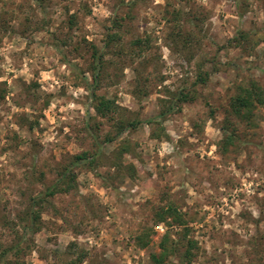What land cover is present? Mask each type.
Wrapping results in <instances>:
<instances>
[{
  "label": "rangeland",
  "instance_id": "rangeland-1",
  "mask_svg": "<svg viewBox=\"0 0 264 264\" xmlns=\"http://www.w3.org/2000/svg\"><path fill=\"white\" fill-rule=\"evenodd\" d=\"M122 1L0 0V254L17 233L21 250L9 258L20 264H152L166 231L184 233L153 221L173 204L197 247L189 262L169 260L264 264V106L252 126L235 119L242 144L220 146L236 84L264 85V0H140L130 12ZM127 13L96 90L118 105L106 118L90 107V43L101 47L115 30L110 18ZM239 30L253 36L247 51L228 45ZM136 37L149 44L140 54ZM198 64L208 76L195 84ZM184 89L194 99L158 118L162 100ZM119 119L137 125L104 142ZM122 144L131 175L113 167ZM97 147L94 167L74 168L77 191L49 197L40 229L25 230L19 216L41 183ZM150 228L149 243L137 245Z\"/></svg>",
  "mask_w": 264,
  "mask_h": 264
},
{
  "label": "trees",
  "instance_id": "trees-1",
  "mask_svg": "<svg viewBox=\"0 0 264 264\" xmlns=\"http://www.w3.org/2000/svg\"><path fill=\"white\" fill-rule=\"evenodd\" d=\"M140 0H129L128 2L122 1V4L128 8L127 12H130L134 5ZM130 18L128 13L123 17H118L116 14L110 18L111 28H114V32H109L103 40V45L98 47L94 43H90L91 47V62L89 64V72L91 73V84H88L89 96L91 99L90 107L94 112L102 117L112 118L113 114L117 111L118 105L113 99L107 98L104 95L97 94L96 90L99 88L103 74L106 72L107 66L110 64L109 61L105 60V55L108 53L110 47L120 41V28L122 20ZM189 38V37H188ZM253 36L246 31L239 30L237 35L228 40V45L239 47L244 51H247V46L253 47L251 43ZM185 42L188 43L187 38H184ZM264 43V35L258 40V43ZM148 40L136 37L132 42L133 51L137 50V54L145 51L148 48ZM186 46V45H185ZM108 49V50H105ZM119 53V52H117ZM202 64L197 66V77L196 82L204 83L208 74L201 72ZM194 90H178L172 94L168 100H162L164 102L163 107L157 114L158 118H164L170 113L178 104L191 101L194 99ZM2 94H0L1 96ZM3 97V95L1 96ZM258 106H264V85L261 84L255 78H248L243 82H239L235 86V91L229 96L228 107L225 109L223 120L220 122V130L223 136L220 140V146L223 151H227L228 148L235 143L242 144V138L236 132L237 125L235 119L238 122H247L249 125H253L252 118L254 111ZM155 117H150L147 122H154ZM137 125L136 120L126 121L119 119L116 123V131L113 136L107 134L104 142H112L119 137L126 129H134ZM128 151V146L122 144L116 150V161L113 167L120 169L121 167L129 174H133L134 166L131 163L123 165L121 158L124 153ZM100 156L99 147L93 155H88L87 152L74 154L70 157L69 162L62 166L59 170L56 179L51 184H45L42 182V189L34 196L29 197V203L22 214L19 216V221L24 222V229H29L32 232H36L41 226V213L47 203V199L54 196L56 193H70L76 192L78 184L76 180L75 167H81L88 165L94 167L98 161L97 158ZM154 223H163L170 227L172 225H180L183 227L184 233L181 237L173 238L169 231H166L160 238L159 247L160 251L158 254H151L152 264H176L169 260L171 256L177 255L179 261L189 262L195 256L192 248H196V241L187 238L188 228L183 215L179 212L173 204H167L164 206H158L153 214ZM152 229H146L140 234L135 236V243L141 247H145L150 240ZM16 239L13 240L9 245L3 247L0 254L1 264H20L16 259L13 261L9 258V255L17 257L21 250L20 244L23 237H19L16 233ZM179 246L184 247L183 252L180 253ZM84 257V252L79 255L77 262L81 261Z\"/></svg>",
  "mask_w": 264,
  "mask_h": 264
},
{
  "label": "built area",
  "instance_id": "built-area-1",
  "mask_svg": "<svg viewBox=\"0 0 264 264\" xmlns=\"http://www.w3.org/2000/svg\"><path fill=\"white\" fill-rule=\"evenodd\" d=\"M158 228H160L161 226H157Z\"/></svg>",
  "mask_w": 264,
  "mask_h": 264
}]
</instances>
